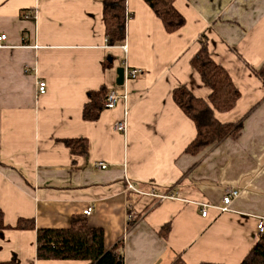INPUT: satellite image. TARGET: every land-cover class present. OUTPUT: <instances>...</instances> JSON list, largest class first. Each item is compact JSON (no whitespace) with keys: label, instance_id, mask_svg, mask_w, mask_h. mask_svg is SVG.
Instances as JSON below:
<instances>
[{"label":"crops","instance_id":"1","mask_svg":"<svg viewBox=\"0 0 264 264\" xmlns=\"http://www.w3.org/2000/svg\"><path fill=\"white\" fill-rule=\"evenodd\" d=\"M126 5L125 42L108 46L102 0H0V262L89 264L40 261L36 231L7 228L19 219L67 228L88 208L89 224L103 229L106 247L120 246L124 264L179 256L186 264H239L260 238L264 85L254 73L264 64V0H176L185 25L171 34L142 0ZM201 34L240 92L236 106L215 117L241 128L190 156L183 151L195 128L171 94L186 86L207 98L190 66ZM121 67L138 73L117 86ZM101 86L126 99L84 121L87 93ZM124 110L125 134L114 129ZM66 139H86L88 154L72 155ZM128 182L139 193L126 190ZM226 189L239 194L221 213ZM151 192L173 197L158 201ZM202 204L211 206L206 217Z\"/></svg>","mask_w":264,"mask_h":264},{"label":"trees","instance_id":"2","mask_svg":"<svg viewBox=\"0 0 264 264\" xmlns=\"http://www.w3.org/2000/svg\"><path fill=\"white\" fill-rule=\"evenodd\" d=\"M127 0H102V20L108 46H120L126 39V24L130 18ZM153 15L160 20L166 33H175L185 25V18L175 8L176 0H142ZM205 34L198 37L199 49L192 56L190 66L209 90L206 99L196 97L186 86L172 91L173 103L195 128V137L184 149V154L196 156L216 146L224 139L235 136L241 128V121L220 123L215 113L231 111L240 98V92L233 84L228 72L216 63L208 49ZM255 76L264 85V64L255 71ZM105 86L87 93V102L82 109L84 121H97L104 110L108 95ZM72 155L84 157L88 154L86 139L63 141ZM206 217V216H205ZM133 221L128 223L131 226ZM0 228L3 226L0 224ZM13 230L36 231V258L40 261H86L89 264H124L120 246L106 247L103 229L92 227L85 215L74 216L67 228L38 229L33 219H19ZM168 229V226L165 227ZM0 264H15L0 262ZM171 264H186L179 256ZM199 264H219L201 262ZM239 264H264V235L250 248Z\"/></svg>","mask_w":264,"mask_h":264},{"label":"built area","instance_id":"3","mask_svg":"<svg viewBox=\"0 0 264 264\" xmlns=\"http://www.w3.org/2000/svg\"><path fill=\"white\" fill-rule=\"evenodd\" d=\"M5 41V35L0 36V47L2 46L3 42ZM125 48V47H123ZM138 71L137 70H132V69H128L127 67L124 68V81L128 80V79H134L137 75ZM36 89H37V94L38 95H43L46 91V84L45 82H37L36 84ZM126 99V95H119L115 90H110L108 92L107 98L104 102V110H113L116 108V106L118 105V103L122 100ZM127 116H128V110H124L123 112V118L119 121L116 122V124L114 125V129L119 132V133H126L127 130ZM95 168L104 170L107 168V164L103 163V162H96L94 164ZM126 190L128 191H135L138 192L134 186L132 184H130L129 182L127 183V187ZM139 193V192H138ZM145 194V193H142ZM238 191L236 190H230V189H226L225 190V194L222 197V206L218 208L219 212L221 213H225L229 211V207L232 204V201L234 199H236L238 197ZM147 195H151L152 197L156 198L158 201H163L169 198H172L173 195L169 194V192L167 194H157L154 192H151ZM211 206L208 204H202L200 206V213L202 217H205L207 215V210L210 208ZM91 208L86 209L85 211H83V215L85 216H89L91 214ZM256 232L258 234L259 237H261L262 235H264V219H260L257 227H256Z\"/></svg>","mask_w":264,"mask_h":264},{"label":"water","instance_id":"4","mask_svg":"<svg viewBox=\"0 0 264 264\" xmlns=\"http://www.w3.org/2000/svg\"><path fill=\"white\" fill-rule=\"evenodd\" d=\"M117 86H122L124 84V68H118L117 69V80H116Z\"/></svg>","mask_w":264,"mask_h":264},{"label":"rangeland","instance_id":"5","mask_svg":"<svg viewBox=\"0 0 264 264\" xmlns=\"http://www.w3.org/2000/svg\"><path fill=\"white\" fill-rule=\"evenodd\" d=\"M168 192H165V193H163V194H167ZM167 200V199H166ZM165 201V200H164Z\"/></svg>","mask_w":264,"mask_h":264}]
</instances>
